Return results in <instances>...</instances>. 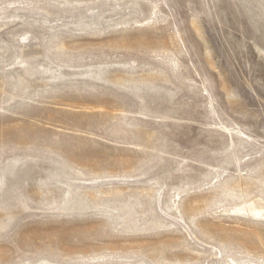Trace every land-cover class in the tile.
<instances>
[{"label":"rangeland","instance_id":"obj_1","mask_svg":"<svg viewBox=\"0 0 264 264\" xmlns=\"http://www.w3.org/2000/svg\"><path fill=\"white\" fill-rule=\"evenodd\" d=\"M2 171L0 264H264V0H0Z\"/></svg>","mask_w":264,"mask_h":264},{"label":"bare ground","instance_id":"obj_2","mask_svg":"<svg viewBox=\"0 0 264 264\" xmlns=\"http://www.w3.org/2000/svg\"><path fill=\"white\" fill-rule=\"evenodd\" d=\"M10 167H11V165H8V166H7L8 169H7L6 172H10V171H9V168H10ZM21 167H22V166H21ZM21 167H20V169H21ZM15 171H16V168H15ZM3 172H4V171H2V172L0 173V177H1V176H4V173H3ZM12 175H13V174H12ZM13 176H14V175H13ZM0 180H1V178H0ZM1 191H2V190H1ZM1 191H0V192H1ZM4 191H5V190H4ZM1 194H2V192H1Z\"/></svg>","mask_w":264,"mask_h":264}]
</instances>
